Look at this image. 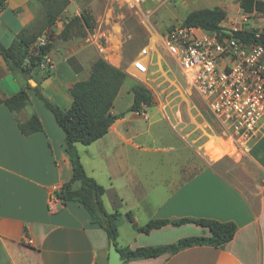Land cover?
<instances>
[{"label":"crops","instance_id":"crops-1","mask_svg":"<svg viewBox=\"0 0 264 264\" xmlns=\"http://www.w3.org/2000/svg\"><path fill=\"white\" fill-rule=\"evenodd\" d=\"M41 9L38 0H0V41L8 46L22 30L49 40L47 56L55 69L36 66L30 83L66 109L72 102L69 88L90 75L99 57L85 56L72 40L59 38L64 20L44 27ZM113 30L114 38L119 35L117 43L111 49L101 46L100 52L111 64L112 58L118 59L119 65L120 33ZM136 57L129 60L131 71ZM24 85L23 78L11 73L0 56V98L14 95ZM120 91L111 108L117 118L107 133L88 145L76 143L87 175L105 189V209L121 215L118 245L154 247L208 235L207 228L192 222L138 232L127 219L128 213L138 226L150 220L183 218L236 224L233 238L221 248L195 245L123 264H264V134L249 146L233 176L226 163L212 162L206 155V150L212 159L228 154V145L210 135V115L199 113L201 128H185L172 111L155 104L153 120L147 123L148 114L145 119L129 109L133 93L128 108L116 110ZM28 95L29 102L17 112L0 104V264H107L106 234L91 223L80 203L60 201L54 211L48 209L51 193L70 179L71 163L63 131L52 113L32 90ZM33 113L42 130L24 135L19 124ZM220 164L225 168H218ZM238 173L248 185L237 180Z\"/></svg>","mask_w":264,"mask_h":264},{"label":"trees","instance_id":"trees-1","mask_svg":"<svg viewBox=\"0 0 264 264\" xmlns=\"http://www.w3.org/2000/svg\"><path fill=\"white\" fill-rule=\"evenodd\" d=\"M39 1V0H38ZM243 12L264 10V3L260 0H238ZM42 6V5H41ZM41 9V17L44 27H50L55 22L57 12L49 8ZM44 12V13H43ZM226 12L220 7L200 8L192 10L184 17L182 24L200 27L205 30H221L220 24L225 19ZM69 24H65L59 38L67 39ZM234 34L246 40H256L253 31L239 30ZM37 35L27 34L22 30L16 39L8 46L0 41V56L4 59L8 70L23 78L25 85L14 95L1 99L10 112H17L29 102L28 90H32L43 105L52 113L55 123L62 129L65 151L71 163V177L59 189L55 195L62 203L78 202L87 211L92 224L98 225L104 230L109 244L113 242L121 257L125 261L142 258L156 257L163 253H175L183 248L195 245H209L216 248L223 247L234 236L236 224L232 221L220 222L213 219L183 218L178 220H150L146 224L138 226L131 215L126 214L138 232L147 233L153 228L165 224L181 225L192 222L207 228L208 235L189 236L180 238L175 243L154 247H137L130 249L120 247L117 242L120 213L108 212L102 202L104 187L95 179L88 176L76 148V143L88 145L103 137L117 116L111 112L113 102L124 83L127 73L104 58H97L91 66L90 75L83 80L76 81L70 88L72 97L70 106L66 109L47 99L39 90L38 85L32 86V70L43 61V56L48 53L51 43L41 47H32L37 40ZM262 38L258 39L259 41ZM49 73V71H48ZM133 101L129 109L140 110L141 105L147 107L153 105V96L141 85H135L131 89ZM19 129L24 135H29L42 130V124L38 116L33 113L27 121L19 124ZM224 156V155H223ZM222 157V156H221ZM220 157V158H221Z\"/></svg>","mask_w":264,"mask_h":264},{"label":"rangeland","instance_id":"rangeland-1","mask_svg":"<svg viewBox=\"0 0 264 264\" xmlns=\"http://www.w3.org/2000/svg\"><path fill=\"white\" fill-rule=\"evenodd\" d=\"M39 2L43 6L42 11L49 8L52 12H57L54 24L57 20H64L63 26L70 25L67 39L81 48L85 56L102 58L101 46H109L108 49H111L117 43L115 38L119 36L113 37L115 31L113 29L119 31L118 42L120 40L121 44L116 55H120L121 60L117 65L119 60L112 58L114 62L112 65L124 70L127 77L122 84L116 110L124 112L132 101V87L141 85L153 96V105L146 108L148 119L144 121L149 123L153 120L152 112L156 109L155 104H159L163 109L172 111V116L180 125L186 126L185 128L193 129L195 126L201 128L197 123L199 113L206 116H209V113L202 101L191 92L186 77L176 61L166 53L161 38L170 26L182 23L187 13L200 8L224 9L226 17L220 26L232 28L238 25L242 15L238 0H145L136 8L128 7L122 0H39ZM223 5L225 8L221 7ZM251 21L258 27L264 23V18H251ZM148 45L155 46L156 52L153 53L149 73L144 76L143 73L131 71L129 60L140 56V50ZM116 48L118 49V46ZM211 122L210 135H218L217 124L212 118ZM152 130L156 131L154 126ZM224 144L228 145L226 142ZM206 155L212 162L226 163V168L232 175L238 172L237 165L245 157L235 150L217 159H212L208 150ZM217 167L225 168L221 164ZM236 177L241 184L248 185L243 174L238 173Z\"/></svg>","mask_w":264,"mask_h":264},{"label":"built area","instance_id":"built-area-1","mask_svg":"<svg viewBox=\"0 0 264 264\" xmlns=\"http://www.w3.org/2000/svg\"><path fill=\"white\" fill-rule=\"evenodd\" d=\"M122 1L136 8L145 0ZM262 17L264 12H242L238 25L220 26L221 30L210 31L179 23L170 26L161 38L166 53L186 77L191 92L202 101L217 124L218 135L211 137L220 138L242 156L248 153L252 142L264 134V23L255 27L251 21V18ZM239 30L253 31L256 40L237 37L234 32ZM47 42L45 36L39 37L31 48ZM154 52L155 46H144L140 56L132 60V71L147 75ZM40 65L49 71L55 69L47 54ZM146 108L142 104L140 110L133 112L146 119ZM262 181L264 184V179ZM55 191L48 200L51 211L60 202Z\"/></svg>","mask_w":264,"mask_h":264},{"label":"water","instance_id":"water-1","mask_svg":"<svg viewBox=\"0 0 264 264\" xmlns=\"http://www.w3.org/2000/svg\"><path fill=\"white\" fill-rule=\"evenodd\" d=\"M229 33V30H224ZM125 260L121 257V253L117 250L115 244L111 242L108 249V262L107 264H123Z\"/></svg>","mask_w":264,"mask_h":264},{"label":"bare ground","instance_id":"bare-ground-1","mask_svg":"<svg viewBox=\"0 0 264 264\" xmlns=\"http://www.w3.org/2000/svg\"><path fill=\"white\" fill-rule=\"evenodd\" d=\"M232 149H233V148L231 147V145L228 144L227 152H228L229 154L232 152Z\"/></svg>","mask_w":264,"mask_h":264}]
</instances>
